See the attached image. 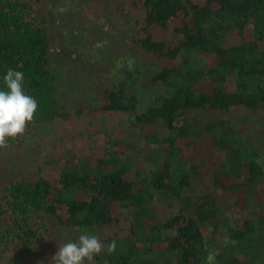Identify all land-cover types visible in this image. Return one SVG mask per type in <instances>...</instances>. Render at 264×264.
I'll return each mask as SVG.
<instances>
[{
	"label": "trees",
	"instance_id": "1",
	"mask_svg": "<svg viewBox=\"0 0 264 264\" xmlns=\"http://www.w3.org/2000/svg\"><path fill=\"white\" fill-rule=\"evenodd\" d=\"M120 8L148 67L102 90L99 111L126 115L128 138L97 156L68 145L65 157L49 151L15 169L20 177L0 184V257L55 264L60 245L86 231L105 245L94 264H264V0ZM45 11L43 0H0V90L8 69L22 71L38 104L0 157L68 118Z\"/></svg>",
	"mask_w": 264,
	"mask_h": 264
},
{
	"label": "rangeland",
	"instance_id": "2",
	"mask_svg": "<svg viewBox=\"0 0 264 264\" xmlns=\"http://www.w3.org/2000/svg\"><path fill=\"white\" fill-rule=\"evenodd\" d=\"M121 1L43 0L50 23L52 64L60 79L58 100L68 118L44 126L38 137L29 140L28 148L0 157V184L13 173V178L20 177L21 172L15 169L28 171L29 162H35L49 151L65 157V149L70 145L75 151L83 148L85 152L81 151L79 155L97 156L113 140L128 138L126 115L109 116L99 111L102 90L129 80L131 71L145 72L148 67L131 46L132 18L121 8L117 9ZM78 109H82L80 114H77ZM68 138H72L70 143ZM58 142L68 144L56 145L55 149L49 146ZM41 144H45L42 152ZM121 145L116 148L118 152ZM13 161L16 166L11 167ZM119 217L123 219L121 226L126 228L127 213L122 212ZM11 257H0V264H12L16 257Z\"/></svg>",
	"mask_w": 264,
	"mask_h": 264
},
{
	"label": "clouds",
	"instance_id": "3",
	"mask_svg": "<svg viewBox=\"0 0 264 264\" xmlns=\"http://www.w3.org/2000/svg\"><path fill=\"white\" fill-rule=\"evenodd\" d=\"M24 79L22 71L13 69H8L3 76L6 90H0V150L9 147V140L23 136L35 118L38 104L33 96L25 93ZM116 247L113 240L107 245V253L115 252ZM104 250L100 237L85 231L76 241L60 245L52 260L55 264H94V258Z\"/></svg>",
	"mask_w": 264,
	"mask_h": 264
}]
</instances>
